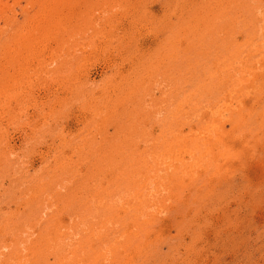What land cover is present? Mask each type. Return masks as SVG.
<instances>
[{"label":"rangeland","instance_id":"1","mask_svg":"<svg viewBox=\"0 0 264 264\" xmlns=\"http://www.w3.org/2000/svg\"><path fill=\"white\" fill-rule=\"evenodd\" d=\"M0 264H264V0H0Z\"/></svg>","mask_w":264,"mask_h":264},{"label":"bare ground","instance_id":"2","mask_svg":"<svg viewBox=\"0 0 264 264\" xmlns=\"http://www.w3.org/2000/svg\"><path fill=\"white\" fill-rule=\"evenodd\" d=\"M119 70V69H118ZM177 123V122H176ZM164 157V156H163ZM184 158V157H183ZM205 173V172H204ZM51 221V220H50ZM119 229V228H118ZM45 237V236H44Z\"/></svg>","mask_w":264,"mask_h":264}]
</instances>
